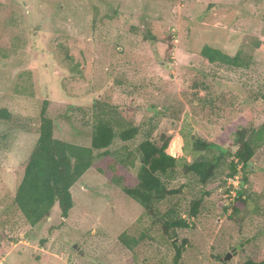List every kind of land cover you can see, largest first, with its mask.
<instances>
[{
  "label": "rangeland",
  "instance_id": "rangeland-1",
  "mask_svg": "<svg viewBox=\"0 0 264 264\" xmlns=\"http://www.w3.org/2000/svg\"><path fill=\"white\" fill-rule=\"evenodd\" d=\"M204 45L230 56L241 50L253 64L210 65L199 55ZM256 90H264V0H0V110L31 130L0 118V264H163V257L172 264L171 241L112 183L122 175L120 184H134L137 146L151 126L158 145L171 137L168 155L216 160L206 184L181 176L174 184H186L183 193L158 205L187 218L190 202L202 200L201 215L177 231L175 242L187 241L179 264H243L264 253V142L247 171L237 167L227 177L235 130L264 129L263 106L248 103ZM43 99L54 137L74 145H90L95 102L117 106L141 131L132 141L115 140L111 155L74 184L67 218L55 205L30 227L12 203ZM196 138L210 146L192 151ZM126 154L133 168L120 167ZM123 233L146 234L135 254L120 244Z\"/></svg>",
  "mask_w": 264,
  "mask_h": 264
},
{
  "label": "trees",
  "instance_id": "trees-1",
  "mask_svg": "<svg viewBox=\"0 0 264 264\" xmlns=\"http://www.w3.org/2000/svg\"><path fill=\"white\" fill-rule=\"evenodd\" d=\"M260 45L261 42L256 41L255 48ZM199 55L210 65L233 69H249L253 64L252 56L244 55L241 50L230 56L218 48L204 45ZM78 67V64L74 65L75 69ZM204 89L206 88L204 87ZM257 101L261 103L264 109V90H256V93H252L248 98L250 104ZM48 106L49 101L43 99L37 116L38 126L35 129L37 140L29 154L12 203L30 227H34L49 218L55 205H57L61 217L67 218L70 209L73 207L70 189L74 184L84 173L94 167L96 160L111 155L109 148L115 140L132 141L141 131L139 127L133 126L128 121L122 112L123 110L118 111L117 106L109 105L106 102H95L92 106L90 145L89 147L74 145L54 137L55 122L47 114ZM70 109L72 108H69L62 115L61 119L64 122L68 119ZM0 118L10 122L11 125H18L22 131H31L25 122L16 121L5 109L0 110ZM152 130L153 127L151 126V130L148 129L145 134L143 133V140L137 146L138 170L134 184H120L121 180H125L122 175L113 176L112 183L120 186L122 193L139 204L145 213L152 218L153 224L159 225L162 236L171 241L174 250L172 264H179L183 246L187 241L182 240L181 244H177L175 242L177 231L188 230L190 224L187 220L195 219L201 215L202 200L190 202L186 211L187 218H182L177 214L175 208H168L161 212L158 205L183 193L186 184L183 183L178 186L174 184L181 176H190L199 184H206L213 176L216 160L197 159L187 162L184 158L172 157L166 153L171 137L162 135V144L158 145L150 138ZM235 134L233 144L237 148L233 157L236 162L233 160L230 162L228 178L237 175V167L243 172L247 171L255 150L259 149L264 142L263 127L251 131L242 127L235 130ZM209 146L205 141L196 138L192 141L191 149L197 152L203 151ZM188 149L186 142L183 151L187 152ZM225 152L224 149L219 151L218 157H222ZM119 163L122 169L124 165L133 168L135 161L132 154H126L119 159ZM98 171L104 173L100 169ZM246 181L245 176L241 183ZM236 202L244 203L245 201L238 195ZM233 212L237 213L236 207L233 208ZM145 237V233L140 234L137 238L123 233L120 235L119 242L125 249L135 254V249ZM165 261L166 259L163 257L162 263L166 264ZM243 264H264V253H258L256 256L246 259Z\"/></svg>",
  "mask_w": 264,
  "mask_h": 264
},
{
  "label": "water",
  "instance_id": "water-1",
  "mask_svg": "<svg viewBox=\"0 0 264 264\" xmlns=\"http://www.w3.org/2000/svg\"><path fill=\"white\" fill-rule=\"evenodd\" d=\"M229 254L227 253L226 255H225V257H224V261H227L228 259H229Z\"/></svg>",
  "mask_w": 264,
  "mask_h": 264
}]
</instances>
